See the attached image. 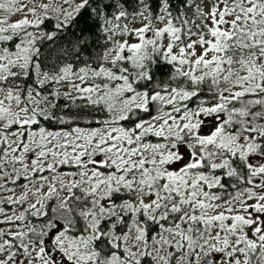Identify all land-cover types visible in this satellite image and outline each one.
<instances>
[{
	"label": "snow or ice",
	"instance_id": "1",
	"mask_svg": "<svg viewBox=\"0 0 264 264\" xmlns=\"http://www.w3.org/2000/svg\"><path fill=\"white\" fill-rule=\"evenodd\" d=\"M0 264H264V0H0Z\"/></svg>",
	"mask_w": 264,
	"mask_h": 264
}]
</instances>
